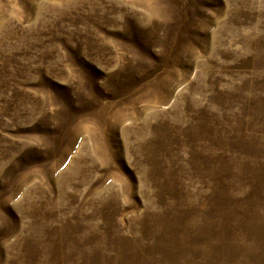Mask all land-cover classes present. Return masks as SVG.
I'll return each instance as SVG.
<instances>
[{"label": "rangeland", "instance_id": "1", "mask_svg": "<svg viewBox=\"0 0 264 264\" xmlns=\"http://www.w3.org/2000/svg\"><path fill=\"white\" fill-rule=\"evenodd\" d=\"M0 264H264V0H0Z\"/></svg>", "mask_w": 264, "mask_h": 264}]
</instances>
